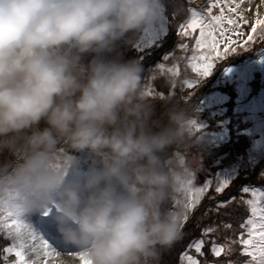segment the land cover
<instances>
[{
  "label": "clouds",
  "instance_id": "1",
  "mask_svg": "<svg viewBox=\"0 0 264 264\" xmlns=\"http://www.w3.org/2000/svg\"><path fill=\"white\" fill-rule=\"evenodd\" d=\"M157 6L0 0V149L16 157L0 164V196L27 217L49 210L60 243L92 264H159L182 236L169 204L191 165L166 153L190 139L189 115L173 106L153 130L142 65L102 55ZM80 154L93 158L87 167Z\"/></svg>",
  "mask_w": 264,
  "mask_h": 264
},
{
  "label": "snow or ice",
  "instance_id": "2",
  "mask_svg": "<svg viewBox=\"0 0 264 264\" xmlns=\"http://www.w3.org/2000/svg\"><path fill=\"white\" fill-rule=\"evenodd\" d=\"M245 2L246 0H209L206 11L189 7L187 11L190 13V19L180 23L178 35L182 38H193L194 33L199 31L198 38H195V48L192 49L194 54L188 55L190 46L182 39L178 50L183 55L165 58V62L173 61V63L170 65L160 63L149 79L155 81L157 78L163 80L165 76L171 77L163 85L171 91H175L178 84L190 89L195 88L199 83L198 80L181 81V62L190 65L199 77L204 78L211 74L216 60L234 54L241 42L247 48L257 39L264 41V19L259 18L256 19V26L252 28V35L247 36L243 41L234 38L245 36L241 21L247 23L245 13L252 11V8L244 7ZM192 3L193 0H188L189 5ZM214 9H218L219 14H215ZM259 15L257 11V17ZM258 28L259 35H257ZM145 95L148 97L159 95L161 98L164 96L162 92L154 93L151 87L146 88ZM189 124L192 134L200 131L194 120ZM194 178L193 169H189L179 182V189L192 193L185 200L184 211L179 215L181 229L188 222L189 213L196 210L204 193L213 184V180H208L201 187L194 188ZM215 183V191L222 193L232 181L216 178ZM248 195L251 198L245 199ZM238 196L239 203L246 204L249 212L247 218L240 224L239 239L237 240L235 235H228L233 230V224L228 222L218 221L200 227L199 235L191 237L186 248L181 252L180 264H208L207 260L201 261L198 258L204 255L208 245L211 246L210 251L213 256L228 257L234 252V245L237 243L242 247V254L249 257L245 264H264V188L249 184L237 186L234 194H230L225 200L217 201L216 213L219 214L222 208L227 209L230 204H235ZM211 211L210 209L209 212ZM49 215L50 211L44 210L27 217L16 204L13 196H7V201L0 198V235L11 241L9 245L0 249V264H55L62 251H72L73 249L65 248L58 240L55 229L48 220ZM11 256H15L16 259H10ZM85 264H89V261L85 260ZM216 264L220 262L217 261ZM225 264H238V261L227 259Z\"/></svg>",
  "mask_w": 264,
  "mask_h": 264
},
{
  "label": "trees",
  "instance_id": "3",
  "mask_svg": "<svg viewBox=\"0 0 264 264\" xmlns=\"http://www.w3.org/2000/svg\"><path fill=\"white\" fill-rule=\"evenodd\" d=\"M203 3H205V0H193V3L191 5L188 4V0H158L156 14L165 15L166 21H168L170 29L169 34H167L166 38H164L167 39L169 43L166 47L156 46V43L161 41V38H159L155 40V43H151L149 46H145L140 49L141 43L139 40L141 31H137L128 33L125 37H123L116 43V45L111 51L105 52L102 55L107 59L121 60L122 58L123 61H137L143 67L142 79L143 81H145L147 71L150 69V63H153L154 61H160L170 65L171 63H173V61L165 62V58H171L174 55H183V53L178 50L179 44L182 39L183 42L189 44V52L190 49L195 48V44L193 43L195 37L199 34V31L197 30V32L194 33L193 38L181 37V40L178 39V41H176L177 37H179L178 28L182 20H184L183 22H187L190 19V13L187 11V7L189 8L190 6H203ZM207 5L204 6V11H206ZM213 11L215 14H219L218 9H214ZM153 22L154 24H157L158 21L157 19H155ZM259 34L260 31L258 28L257 35ZM169 36H171V39ZM170 44L174 45L173 50L169 54L162 55L163 53H165L166 48ZM263 45L264 41L261 40H256L255 43L249 44L247 48H245L244 44L239 45L234 54H230V56L224 59L222 58L215 61V73L218 70V67H221L222 65H230L233 68H235L236 66H240L241 68L243 61L249 57L252 58L251 56L254 54V51L260 49ZM95 55L96 54L86 55L84 57V62H89L93 59ZM169 55L171 56L167 57ZM255 62H258V67L255 68L256 71L252 79L253 82H250L251 89L249 90V95L246 96V98L250 97L251 93H255V89L259 88L264 82V71H262L263 68H261L262 63L258 59H255L254 63ZM183 67L184 62H181L180 68L183 69ZM154 68H151L149 71H152ZM214 74L206 79H203L199 77L196 72H193V75L189 73L187 74V76H189V79L193 80L194 82L197 80H201L200 83H197L195 88H182L178 91H169V93L166 95L164 94L162 98L159 95H154L153 97H146L147 103L151 106L152 109V114L149 123L153 126V130H158L156 128V122H159L160 124L164 125L167 124L168 121L166 113L173 106H178L179 108L185 110L190 116V118L194 117V114L197 115V111L191 114V112H193L192 105L194 104L199 92L205 90V87H208L209 80L212 76H214ZM224 86L222 87V92H226V94L229 95L227 102L223 103L225 109L221 111V116L219 117L220 120H224V123L218 124V122L220 121L218 120L219 118L213 120L209 114V111L206 112V114L202 112L200 113V115H202V118L206 117V119H209L210 126L207 127V131L211 130V132H217L216 128H221L220 132L222 133L225 132L222 127L228 126L229 132H226V135H221L219 133L218 136L210 133L211 140L209 139L208 134L204 135L202 131H199L203 134V136H200L199 132H195L191 135L186 145H182L180 147L173 146L169 148L167 150L166 156L172 157L173 155L171 154L174 153V150L181 151L183 154L186 155L187 159H190L192 156L199 153L200 155L205 157V159L207 160V164L211 167V171L212 173L214 172V174L218 169L226 168V166H229V170L227 171L228 180H241V182L250 181L252 185L256 184L257 182L264 183V175H259L258 173V171H260V173L264 174V154L256 161V163H246V160L248 159L249 155L248 148L253 143L250 141V136L248 137L251 132V127L249 129L248 127L245 128V125H243L244 119L242 118V111H237L236 109H233L235 107L233 106V104L237 100V93L235 91V88L231 85L227 86L226 88ZM153 92L157 94L160 93L157 89L154 88V84ZM247 92L248 90H246V94ZM218 106L219 105H214L212 108L218 109ZM216 124L217 126L214 127ZM229 135L231 136V139L229 138ZM257 135L259 136L258 133L256 134L254 132L252 137L254 139L258 138ZM202 137L204 141L202 140ZM222 139L224 140V143H220ZM19 146L20 142L17 143L16 147L18 148ZM4 149L8 150V147H3V151ZM62 152H64V150ZM80 156L86 157L88 155L80 154ZM10 158H12L13 161L16 157L11 154ZM80 163H83V159L81 157ZM241 163L246 166L245 169H240ZM0 164H5V162H3L1 154ZM212 173H209V175L211 176ZM215 187L216 185L214 183V186L204 193L203 198L200 200L196 210L194 212L189 213V220L182 229L181 238L170 249L161 253L159 264H180L179 257L183 248L186 246L188 240L193 236L199 235L200 227H204L218 221H224L233 224V230L230 231L228 235H235L237 240L239 239L240 224L248 216V207L246 204L239 203L238 196L237 202L235 204H230L227 209L222 208L219 214H217L215 211V205L217 201L225 200L224 198L226 197L221 196L223 194H227L228 192L229 194H233L237 186L234 188V185L232 183L231 187L223 191L224 193H217L215 191ZM176 197H178V195H176L175 192L173 200H171L169 204V208L173 212L178 213L180 215L184 211V208L182 207L183 209H180L179 212H176ZM248 197L249 195L246 196L245 199H247ZM3 199L7 201V197H4ZM210 209L212 210L211 212H209ZM197 225H199V227H197ZM221 242H223V237H221ZM6 245L7 239L0 235V249L5 247ZM210 247L211 246L208 245L204 250V255L198 257L201 261L207 260L208 264H216L217 261H219L220 264H225L227 259L238 261V264H245V261L249 259V257L242 254V247L241 245H239V243L234 245V252L230 256L221 258L213 256L210 251ZM193 254L195 255V253Z\"/></svg>",
  "mask_w": 264,
  "mask_h": 264
},
{
  "label": "rangeland",
  "instance_id": "4",
  "mask_svg": "<svg viewBox=\"0 0 264 264\" xmlns=\"http://www.w3.org/2000/svg\"><path fill=\"white\" fill-rule=\"evenodd\" d=\"M208 2H209V0H205V3H203L204 4L203 6H196V8L204 10V6L207 5ZM244 7L245 8H252V11L245 13L247 23H244L243 21H241V23L243 24L242 30L245 33V36L244 37H234V38L240 39L241 41L245 40L247 38V36L252 35V28L256 26V19L257 18L264 19V0H246ZM187 9H188V7H187ZM257 11H259V13H260L259 17H257ZM155 19H157V21H158L157 24H154V22H152L147 27H145L141 30V32H140L141 35H140V40H139L141 43L140 49L145 47V46H149L151 43L152 44L155 43V40H157L159 38H161V41L157 42L156 46L166 47L169 44L167 39H164V38H166V35L169 34V32H170L168 21H166L165 15L164 14H162V15L156 14ZM183 21L184 20H182L181 23H183ZM178 32H179V28H178ZM198 35L195 38H198ZM169 37L171 39V36H169ZM178 39L181 40V37L180 36L177 37L176 41H178ZM257 40L259 41V39H257ZM193 44H195V39H194ZM240 45H243V42H241ZM168 47L166 48L165 53H163L162 55L169 54V52L167 51ZM254 52L259 53V54H253L251 56L252 58L249 57L246 60H244L241 68H240V66H236L235 68H233L230 65H222L221 67L220 66L218 67V70L215 73V67H213L211 74L208 75L207 77L203 78V79H206L215 73L214 76H212L209 81H210V83H215V85L217 84V86L218 85L219 86L218 87H212L213 84H209L211 86L204 88V89H207V88L211 89L210 90L211 94L208 92L207 94H204L203 96H201V97L199 96L197 98V100L200 101V103L198 104V107L194 108V110H193V112H191V114H193L195 111H197L198 114L197 115L194 114V117L190 118V121L194 120L196 125H198L200 127V131H202L204 135L205 134L209 135V139H210V133L214 134L216 136H218L219 133L221 135H226V132H229L228 126L222 127V129H224V131H225L222 133L220 132L221 128H219V129L216 128L217 132H215V131L211 132V130L207 131L206 130L207 127L210 126L209 119H206V117L202 118V115H200V113H202V112L205 113V111L208 108H210L211 118H214V117L219 118L221 116V114H220L221 108L218 107V110H216V109L213 110L212 107L214 105L220 104L222 101H224V103L227 102L229 95H227L226 92H222V87L225 84H227L224 86L225 88L229 85L234 87L235 91L237 93V95H236L237 100L233 104V106H235L233 109L234 110L236 109L237 111H242V113H243L242 118L244 119L243 125H245V128L248 127V129L251 127V132L248 135V137L250 136V141L253 143L248 148L249 155H248V159L246 160L247 164L256 163V161L260 157H262V155L264 154V82L259 88L255 89V93H253V94L251 93V95H253V96L250 95V97L246 98V96L249 95V90L251 89L250 82H253L252 79H253L255 71H256L255 68L258 67L257 66L258 62L254 63L255 59H258L262 63L261 68H263L262 71H264V45L260 49L255 50ZM192 54H194V53H193L192 49H190V52L188 53V55L191 56ZM170 56L171 55H169L167 57H170ZM121 60H122V58H121ZM153 63H150V69H151V64H153ZM160 63H162V62L159 61L157 64H154V67L156 68V66L159 65ZM154 69L152 71L147 72V76H146L145 81H144V92H145L146 88H148V87H151L153 90V84L156 85V83H161V86H162L161 91L163 94H165L170 90V88H168L167 86H163V85L165 84V82L170 80L171 77L165 76L163 78V80L160 78H157L155 81H151L149 79V77H150V75L154 74ZM193 72H195V71L190 67V65H188L187 63L184 62V67H183V69H181V73H182L181 78H180L181 81L183 79H189V76H187V74L190 73L191 75H193ZM166 77H167V79H166ZM197 77H196V79H197ZM200 81H199V83H200ZM211 81H213V82H211ZM151 82H152V84H151ZM182 88L189 89L186 86H183L182 84H178L176 90L178 91V90H181ZM246 90H248L247 94H246ZM212 91H214V92H212ZM146 97H148V96H146ZM204 97H206V98L204 99ZM195 109H198V110H195ZM246 113H247V115H246ZM218 120H220V118ZM219 123L223 124L224 120H220L218 122V124ZM216 126H217V124L214 127H216ZM254 132L256 134L257 133L259 134V136L257 135L258 138L254 139L252 137ZM203 134L201 132H199L200 136H203ZM229 138L231 139L230 135H229ZM202 140L204 141L203 137H202ZM220 143H224V140L222 139V141ZM58 148L59 149L57 151V154L53 160V164H55V166L59 165L60 161H62V156H63V153L65 152V150L67 149V146L62 143L61 145L58 146ZM63 150H64V152H62ZM173 152L174 153H172L171 155L180 156L190 163L191 169H193L194 176H195V178L193 180L194 188L201 187L204 184V182L208 181V180H213V184H212V187H213L214 183H215V179L217 177L219 179H227V171L229 170V166H226V168L218 169L214 174V172L212 173V171H211V167L207 164V160L205 159V157L200 155L199 153L195 154L190 159H187L186 155L183 154L181 151L174 150ZM0 154H1V157L3 158V162H5V164L10 163L12 161V158H10V156H11V154H13V152L9 148H8V150L4 149V151H3V148L0 149ZM166 158H171V157L166 156ZM88 162H89V160H88ZM242 168L245 169L246 166H244L241 163L240 169H242ZM209 173H212V175L210 176ZM258 173H259V175L263 174V173H260V171H258ZM232 183L234 185V188L236 186H242L244 184H249L250 186H252V183L250 181L241 182V180L240 181L239 180H235V181L232 180ZM215 185H216V183H215ZM231 185L229 187H231ZM254 186H260L261 188H264V183L257 182L256 184H254ZM229 187H227L225 190H227ZM234 193H235V191L233 192V194ZM191 194L192 193L189 191H185V190L178 188V190L176 191V195H178V197L175 198V201L177 202L175 205L176 212H179L180 209L184 208L183 207L184 202L188 197L191 196ZM258 195H259V193H257V196ZM229 196H230V194L228 192L227 194H223L221 197L228 198ZM4 197H7V196H0V198H4ZM173 197H174V195H173ZM226 198H224V199H226ZM248 198H251V196L249 195ZM214 199H216V198H214ZM172 200H173V198H172ZM248 215H249V212H248ZM7 241L9 242L10 240L7 239ZM10 243H11V241L8 244H10ZM85 260H88L89 264H91V260L87 256H85L83 253L79 252L78 250L73 249L72 251H62L61 254L59 255V257L56 259L55 264H65V261H67L68 264H85Z\"/></svg>",
  "mask_w": 264,
  "mask_h": 264
},
{
  "label": "water",
  "instance_id": "5",
  "mask_svg": "<svg viewBox=\"0 0 264 264\" xmlns=\"http://www.w3.org/2000/svg\"><path fill=\"white\" fill-rule=\"evenodd\" d=\"M157 87H158L159 89H162L161 83H157Z\"/></svg>",
  "mask_w": 264,
  "mask_h": 264
}]
</instances>
